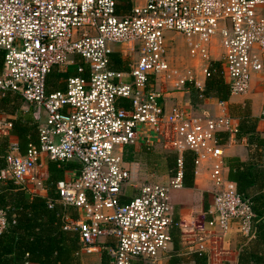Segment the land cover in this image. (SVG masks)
<instances>
[{"label":"built area","instance_id":"1","mask_svg":"<svg viewBox=\"0 0 264 264\" xmlns=\"http://www.w3.org/2000/svg\"><path fill=\"white\" fill-rule=\"evenodd\" d=\"M170 32L184 38L204 79L219 73L230 95L246 93L252 75L264 69V0H0V96L21 95L38 123V143L22 154L11 122L0 115V137L10 138L0 180L45 190L39 172L48 160L79 163L56 184L59 201L79 211L64 228L78 232L80 250L88 253L100 238L112 237L107 264L154 263L168 249L171 191L184 186L187 150L196 172L212 163L209 217L197 249L219 233L250 232L252 211L227 176L219 135L237 131L232 118L164 104L160 83L176 75ZM53 72L68 74L64 88L49 89ZM176 81L206 98L198 77ZM165 132L178 153L176 173L166 182L140 181L137 163L124 159L126 146H151ZM6 226L0 209V233Z\"/></svg>","mask_w":264,"mask_h":264},{"label":"trees","instance_id":"2","mask_svg":"<svg viewBox=\"0 0 264 264\" xmlns=\"http://www.w3.org/2000/svg\"><path fill=\"white\" fill-rule=\"evenodd\" d=\"M5 50L0 48V74L3 70ZM118 68L125 66L114 56ZM219 62H213L218 66ZM57 81L64 88L67 73H59ZM51 90V88H50ZM198 96V91L192 89ZM204 94L213 96L218 101H226L230 97L228 84L219 73H213L206 79ZM26 102L15 92H7L0 96V113L12 115L10 135L18 142L22 154L26 153L29 144L38 143V123L33 119L31 109L24 110ZM129 107V101L124 100ZM240 119L237 136H247L252 152L250 161L244 162L237 157H226V173L235 183L240 196L250 205L252 211L251 227L248 235H242L237 244L238 264H264V138L256 131L254 125L246 124ZM244 121V124H243ZM242 122V123H241ZM9 135L0 137V169L6 165L5 153L9 144ZM148 150L150 148H147ZM132 152L126 160L135 158ZM166 167L170 176L176 173L178 153H166ZM183 184L190 185L193 178L194 153L184 151ZM76 161H47V176L44 179L46 195L33 193L26 195L25 190L11 180H0V209L7 219L6 228L0 233V264H81L78 257L79 235L72 229L64 228L66 217L78 218L73 207L65 206L59 201L56 184L64 179L66 171L78 169ZM52 204V206H49ZM172 252L166 264H210L209 253L202 249H187L180 244V232L177 221L171 227ZM109 256L103 251L102 264H107ZM132 264H147L141 260Z\"/></svg>","mask_w":264,"mask_h":264},{"label":"crops","instance_id":"3","mask_svg":"<svg viewBox=\"0 0 264 264\" xmlns=\"http://www.w3.org/2000/svg\"><path fill=\"white\" fill-rule=\"evenodd\" d=\"M184 40V38H183ZM188 48L186 41H183ZM170 48L171 66L178 71V68H174L172 65V58L175 55V47L172 44ZM221 53V49L215 46L212 50L213 57L218 59ZM193 59L191 56L189 59ZM192 68H195L192 70ZM59 73L53 72L49 76V89L53 85L59 86L62 81L59 78ZM194 74V75H193ZM187 76V77H186ZM190 76L198 77L204 84L206 79L202 75L200 63L196 60L195 67H186L180 75H171L169 80L160 83V89L163 93V101L167 109H171L173 106L184 107L191 109L193 112L210 115L216 117L220 114L229 115L232 118V126L238 127L240 119H245V123L249 126L255 127L256 131L264 138V119L262 118V110L264 107V69L252 75V80L249 90L244 94L230 95L225 103L219 105L218 100L213 96H208L204 99L199 98L196 93H193L194 87L182 88L177 83V78H188ZM164 83L167 86L163 89ZM64 84V83H63ZM197 91V89H195ZM198 93V92H197ZM22 108L29 110V106L25 103ZM2 117L8 119L12 115L6 113H0ZM243 121V124H244ZM242 123V122H241ZM237 131L223 130L220 132L221 142L224 144L226 157H237L241 161L248 162L251 159L252 152L249 147V141L247 136H237ZM160 141L155 140L153 145L146 146L142 143H138L134 146V150L131 151L135 158L133 160H126L127 154L124 159L127 163L132 164L136 161V156L144 149L150 148ZM166 144V143H165ZM126 149V148H125ZM173 151L172 149H167ZM225 157V158H226ZM211 165L210 162H204L196 169L193 164V178L190 180V185H184L180 189H174L171 191V199L174 207V218L177 221V228L180 232V244L187 249H196L199 244L200 238L204 235L203 229L205 228L206 219L209 217L207 214L211 204V190L213 189V183L211 181ZM47 176V170L43 169ZM71 170H67V173ZM167 171V170H166ZM42 174V173H41ZM166 178L161 179L162 182L168 181L170 174L166 172ZM151 179V178H149ZM156 180V179H154ZM160 181V180H158ZM29 196L33 193L46 195L45 190H35L34 192L25 191ZM132 194V192H131ZM70 207V206H68ZM79 216V211L74 208ZM242 234L236 229L228 233H219L208 239L205 250L209 253L210 264H238L237 263V244ZM115 240L112 237H102L94 244V251L86 252L84 250L78 251V257L81 264H102L103 251L109 256V249L114 246ZM79 246L80 242H79ZM173 248L172 242L168 249L164 251L157 262L151 263L143 259L141 260L147 264H166ZM134 260V261H135ZM34 264V263H30Z\"/></svg>","mask_w":264,"mask_h":264},{"label":"rangeland","instance_id":"4","mask_svg":"<svg viewBox=\"0 0 264 264\" xmlns=\"http://www.w3.org/2000/svg\"><path fill=\"white\" fill-rule=\"evenodd\" d=\"M178 35L176 33L170 32L167 34V37L170 38L174 37V41H170L174 47H175V55L172 58V65L174 66V68H178V71L176 69H174L176 71V75H180V73L188 66H192L195 67L196 65V60H192L191 58L189 59L190 55H189V50L186 47V45L184 44V40L183 37L181 35ZM172 46H170L171 48ZM195 68H192V70H194ZM194 75V74H193ZM187 77V76H186ZM252 80V78H251ZM166 83H164L163 89L165 88ZM169 136L167 135V133H162L159 140L156 145L150 147V149H144L143 151H141V153H139L136 156V161L135 163H137L138 167H139V180L142 181L144 179H156V180H160L163 178H166L167 174H166V170L162 168L166 167V153L170 152L167 149H171L170 144H169ZM166 143V144H165ZM134 146H126L125 149V154H129V152L133 151ZM42 173V174H41ZM39 175L46 177V173L45 171H40ZM36 189V188H33Z\"/></svg>","mask_w":264,"mask_h":264}]
</instances>
